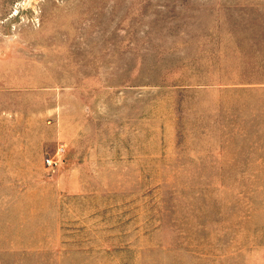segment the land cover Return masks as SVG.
Masks as SVG:
<instances>
[{"label": "rangeland", "instance_id": "rangeland-1", "mask_svg": "<svg viewBox=\"0 0 264 264\" xmlns=\"http://www.w3.org/2000/svg\"><path fill=\"white\" fill-rule=\"evenodd\" d=\"M0 264H264V0H0Z\"/></svg>", "mask_w": 264, "mask_h": 264}, {"label": "built area", "instance_id": "built-area-1", "mask_svg": "<svg viewBox=\"0 0 264 264\" xmlns=\"http://www.w3.org/2000/svg\"><path fill=\"white\" fill-rule=\"evenodd\" d=\"M62 151H63V145H58V147L56 148L55 154L52 157H47L45 159L46 165L47 166L55 165L57 163V158L61 154L60 152Z\"/></svg>", "mask_w": 264, "mask_h": 264}, {"label": "crops", "instance_id": "crops-1", "mask_svg": "<svg viewBox=\"0 0 264 264\" xmlns=\"http://www.w3.org/2000/svg\"><path fill=\"white\" fill-rule=\"evenodd\" d=\"M5 164H6V163H5ZM18 164H21V165H24V166H25L26 162H22V163H18Z\"/></svg>", "mask_w": 264, "mask_h": 264}]
</instances>
